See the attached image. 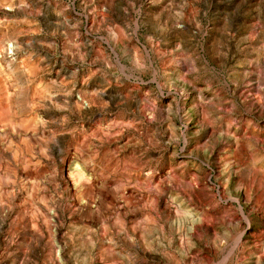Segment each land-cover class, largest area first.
<instances>
[{
    "label": "rangeland",
    "instance_id": "1",
    "mask_svg": "<svg viewBox=\"0 0 264 264\" xmlns=\"http://www.w3.org/2000/svg\"><path fill=\"white\" fill-rule=\"evenodd\" d=\"M236 2L8 0L10 9L0 7V38L15 36L23 47L16 54V61L9 58L0 70V128L3 129L0 137H8L7 143L0 140V157L4 161L0 167L8 171L9 179L16 181L7 185V191L13 192L27 182L11 199V208L0 209V264H52L53 232L47 220L54 222L55 240L63 249L61 257L65 264H111V258L103 257L106 245L96 243L93 248L89 236L96 241L97 233L104 230V222L109 226L114 223L108 220L109 216L125 217V224L131 227L133 220L142 216L126 213L124 199L134 207L148 199L146 193L128 186L123 190L124 199H118L121 193L116 191L117 186L143 183L141 170H147V165L167 170L176 166L163 154L158 153L151 160L141 156L140 142L151 131L143 123L145 101L152 96L151 90L142 85L148 82L153 88L162 89L163 72L171 73L176 67L184 66L188 57L194 53L201 55L209 46L218 54L227 52L226 67L238 73L249 70L246 65L239 67L242 62L239 58L264 57V51L249 56L246 45L238 50L239 33L233 22L242 24L244 18L233 11ZM177 13L182 14V19L178 20ZM177 23L183 27L177 28ZM126 36L134 39H125ZM149 36L152 41L148 40ZM141 46L146 51L153 47L156 50L149 71L134 67L129 58L130 50ZM261 63L264 65V60ZM250 70L257 71L255 66ZM255 79V75L249 77L248 83ZM254 90L253 84L249 91ZM69 91L71 95L65 97L64 93ZM218 91L226 99L241 98V103L245 102L242 97L247 96L244 84L239 88L231 85V93L227 87ZM49 94L52 99H45ZM65 99L68 105L57 108ZM84 100L91 107L69 110ZM156 106H160L158 101ZM248 107L256 113L259 105L248 104ZM64 116H68L69 122L53 123ZM40 120L48 123L41 124ZM21 123L35 128L36 135L23 128L13 132L12 126ZM54 132L62 133L58 136L62 150L50 153L49 160L38 147L42 142L37 137H48ZM260 140L264 142V135ZM9 145L11 150L6 151ZM223 151L241 163L250 159L244 145L233 144ZM20 152L29 163L27 171L20 163L21 158L15 155ZM81 154L83 159L98 154L99 166L94 171L84 167L77 159ZM192 175L195 176L194 171ZM239 182L243 185L241 196L245 201L239 215L252 224V251L258 255V246L264 243V187L258 180H249L247 174ZM81 198L88 203L81 204ZM192 199L209 213L208 228L226 215L217 214L210 198L199 192ZM144 259L148 264V257Z\"/></svg>",
    "mask_w": 264,
    "mask_h": 264
},
{
    "label": "clouds",
    "instance_id": "2",
    "mask_svg": "<svg viewBox=\"0 0 264 264\" xmlns=\"http://www.w3.org/2000/svg\"><path fill=\"white\" fill-rule=\"evenodd\" d=\"M0 7L10 9L12 6L8 0H0ZM233 11L237 12L238 17L244 18L242 24L233 22L239 33L236 41L238 50L246 45L249 56L264 51V35H261L264 33V0H237ZM176 17L178 20L182 19V14L177 13ZM176 27L183 26L177 23ZM257 36L260 38L257 39ZM124 38L134 39L127 36ZM148 40L152 41V37L149 36ZM21 51L23 47L15 36L0 38V70L9 58L11 62H15L16 54ZM155 55V47L146 51L141 46L132 48L129 58L134 67L149 71ZM239 60L242 61L239 67L244 68L246 65L248 71L238 73L227 68L228 53L218 54L209 46L201 55L194 53L188 57L184 66L176 67L171 73L163 72L162 89L153 88L148 82L142 85L151 90L152 96L145 101L146 115L143 123L151 131L140 142L141 156H147L151 160L158 153L163 154L166 160H171L176 166L167 170L147 165V170H141L143 183L117 186L116 191L121 193L118 199H124L123 190L126 186L146 193L148 199L138 207L124 199L126 213L136 212L142 216L134 219L131 227L125 224V217L109 216L108 220L114 223L109 226L105 221L104 230L97 233L96 241H92L89 236L93 248L96 243L106 245L103 248V257L106 260L111 258V264H145V256L148 257V264H222V261H226V264H253V260L254 264H264V243L258 246V255L252 251V224L239 215L245 207L241 196L243 185L239 178L247 174L249 180H258L261 187H264V142L260 140V136L264 135V119L261 118L264 117V65L261 63L264 57H241ZM197 64L202 67H197ZM253 66L257 69L255 73L250 70ZM209 72L212 73L211 76L208 75ZM253 75L256 76L255 81L248 83V78ZM198 81L202 83L198 84ZM233 84L237 88L245 85L247 96L242 97L244 103L236 96L226 99L219 94L218 90L224 87L231 93ZM253 84L255 90L249 91ZM64 95L70 96L71 92H65ZM45 99L51 100L52 94ZM156 101L159 102V107L156 106ZM248 104L252 107L259 105L256 113L252 112ZM67 105L68 101L65 99L63 105L57 104L56 107L65 108ZM89 107L90 102L84 100L69 110L75 112L78 108ZM67 122L68 116L53 121L59 124ZM39 123L48 122L40 120ZM18 128L36 135L35 128H28L24 123L13 125L12 131L16 132ZM0 132H3L2 128ZM61 134L54 132L48 137H37L42 142L38 147L42 148L43 156L49 160L52 158L50 153L62 150L58 141ZM0 140L7 143V135L0 137ZM233 144L247 148L250 159L246 163L233 159L223 151ZM5 150H11V145ZM15 155L21 158L20 163L27 171L29 163L22 159L24 154L20 152ZM96 155L98 154L83 159L81 154L77 159L84 167H91L94 171L99 166ZM3 163L0 157V165ZM193 171L195 176L192 175ZM0 172L4 173L0 175V209H10L11 199L27 182L9 192L6 190L7 185H14L16 181L9 179L8 171L2 167ZM14 175L12 172L13 177ZM161 176L163 179H160ZM198 192L210 198L212 206L218 210L217 214L226 213L211 228L206 227L210 223L209 213L192 199ZM87 203L81 198V204ZM93 208L95 209V205ZM49 211L55 215L53 209L50 208ZM194 217L197 218L195 221ZM45 222L52 225L53 232L50 240V260L52 264L57 261L65 264L61 257L63 249L55 240L54 222ZM245 252L249 255L245 256ZM8 255L11 256L12 253Z\"/></svg>",
    "mask_w": 264,
    "mask_h": 264
}]
</instances>
